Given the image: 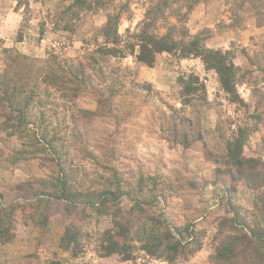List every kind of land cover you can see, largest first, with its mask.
I'll use <instances>...</instances> for the list:
<instances>
[{
  "label": "rangeland",
  "instance_id": "1",
  "mask_svg": "<svg viewBox=\"0 0 264 264\" xmlns=\"http://www.w3.org/2000/svg\"><path fill=\"white\" fill-rule=\"evenodd\" d=\"M15 9L0 264H264V0Z\"/></svg>",
  "mask_w": 264,
  "mask_h": 264
},
{
  "label": "trees",
  "instance_id": "2",
  "mask_svg": "<svg viewBox=\"0 0 264 264\" xmlns=\"http://www.w3.org/2000/svg\"><path fill=\"white\" fill-rule=\"evenodd\" d=\"M167 50H169L167 47H157L156 49H155V51L156 52H159V51H167ZM140 60L141 61H144V62H146V63H149L150 62V60L149 59H145V58H143V56L141 57V55H140ZM232 67V66H231ZM217 69H218V72L220 73V76H221V81H222V84H223V86H224V88L226 89V90H230V85H229V78H228V76H229V73H230V70L229 71H227L225 68H222V67H219V65H218V67H216ZM240 158V157H239ZM237 159V161L234 163V165L236 166V167H238V170H239V173H240V176H241V178L244 180V176H243V174H244V169H245V166H247L248 167V169H251V170H257V166H255V164H253L252 162H243L242 160H240V159ZM245 164V165H244ZM119 237H122V235H116V236H114V238H113V241H112V244H113V246L110 248V249H108L107 251H108V253H116V252H121V247H120V245L118 244V240H117V238H119ZM170 238V234H165V240H167L166 238ZM123 238V237H122ZM163 239V240H164ZM114 240H117V241H114ZM174 250H177V248H175L174 247ZM151 252V251H150ZM151 254H153V252L151 253Z\"/></svg>",
  "mask_w": 264,
  "mask_h": 264
},
{
  "label": "crops",
  "instance_id": "3",
  "mask_svg": "<svg viewBox=\"0 0 264 264\" xmlns=\"http://www.w3.org/2000/svg\"><path fill=\"white\" fill-rule=\"evenodd\" d=\"M16 0H0V29L17 26Z\"/></svg>",
  "mask_w": 264,
  "mask_h": 264
}]
</instances>
